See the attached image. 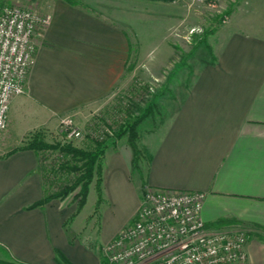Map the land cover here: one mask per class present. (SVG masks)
<instances>
[{
    "label": "crops",
    "instance_id": "1",
    "mask_svg": "<svg viewBox=\"0 0 264 264\" xmlns=\"http://www.w3.org/2000/svg\"><path fill=\"white\" fill-rule=\"evenodd\" d=\"M83 3L55 0L48 9L52 21L38 30L27 90L12 99L0 133V246L31 264H103L101 246L133 221L140 204L133 153L117 148L104 155L99 211L85 212V204L75 214L70 196L34 205L46 194L41 152L24 146L35 132L47 141L59 135L64 114L84 122L126 72L130 41L121 16ZM215 55L188 88L185 77L176 88L171 81L159 114L144 120L151 127L144 181L205 191L207 228L249 229L245 264H264V29L227 34ZM126 197L130 208L118 220Z\"/></svg>",
    "mask_w": 264,
    "mask_h": 264
},
{
    "label": "rangeland",
    "instance_id": "2",
    "mask_svg": "<svg viewBox=\"0 0 264 264\" xmlns=\"http://www.w3.org/2000/svg\"><path fill=\"white\" fill-rule=\"evenodd\" d=\"M1 1L23 5L43 13H49L48 9L55 2V0ZM67 1L76 5L84 4L83 0ZM88 1L94 4L97 10L103 11L107 17L121 16L122 20L118 22L122 21V25L127 30L130 44L126 72L121 83L80 124L85 126L88 133L94 128L105 130V133L99 139L86 135L74 143V146L92 149L96 142H104L107 144L106 151L110 153L117 148L132 152V172L141 176L142 192L146 184L144 173L150 154L149 149L145 147V140L151 129L145 125L144 120L157 112L159 114L161 107L157 101L172 91L168 87L171 81H175L173 87L176 88V82L185 77L188 88V83L195 77L199 68L205 63L214 62L215 51L222 45L227 34L256 27L264 29V0ZM147 111L149 113L144 122L137 125L140 154L136 166L133 163L135 155L128 141V133L122 136L119 134L128 122L132 123ZM153 119L155 123L159 120L158 117ZM106 129L112 132L108 133ZM47 137L51 143H63L61 135L52 134ZM40 158L45 188L50 194L61 192L66 186L73 184L80 173L72 166H81L82 161L76 162L71 156H66L59 150L43 151ZM103 159L104 157L102 158L104 172V165L107 164ZM96 177L95 175V180ZM93 181L85 212L94 207L96 211L98 192ZM79 190L78 186L68 195L70 197H66L78 204L76 193ZM104 192L102 184L103 201L99 208L105 200ZM121 205L122 209L115 213L118 220H124L125 209L130 208L127 197ZM104 244L101 246L103 256ZM6 253V249L0 246V257L5 256Z\"/></svg>",
    "mask_w": 264,
    "mask_h": 264
},
{
    "label": "built area",
    "instance_id": "3",
    "mask_svg": "<svg viewBox=\"0 0 264 264\" xmlns=\"http://www.w3.org/2000/svg\"><path fill=\"white\" fill-rule=\"evenodd\" d=\"M51 21L50 13L0 0V133L7 128L12 99L27 90L38 30ZM58 132L63 143L74 145L86 135L99 139L105 130L88 133L67 113ZM206 195L146 183L133 221L104 244L103 264H245L249 229L209 230L202 214Z\"/></svg>",
    "mask_w": 264,
    "mask_h": 264
},
{
    "label": "trees",
    "instance_id": "4",
    "mask_svg": "<svg viewBox=\"0 0 264 264\" xmlns=\"http://www.w3.org/2000/svg\"><path fill=\"white\" fill-rule=\"evenodd\" d=\"M149 111L144 113L142 116L135 119L132 123L128 122V125L124 127L119 136H122L125 133H128V141L133 148L134 151V159L133 163L137 166L138 157L140 154V149L138 147V131L137 125L142 122ZM107 144L104 142H96L95 147L92 149H85L82 147L74 146L71 143H62L56 142L51 143L45 139V136L41 132H35L27 144L24 146L25 148L34 149L37 152H43L46 150H59L66 156H71L76 162H81V166H72L75 170H79L80 173L77 176L76 180L70 186H66L61 192L50 194L46 191L45 196L36 202L34 205L44 204L53 198H64L68 196L72 191H74L78 186L80 190L76 193V197L78 198L77 211L75 214L80 211L83 206L86 204L87 197L89 194L90 184L96 177V188L98 192V200L96 211L99 208L100 204L103 201L102 194V181H103V165L102 158L105 155ZM72 219L69 218L67 220L70 221ZM7 252V251H6ZM0 264H31L29 262H25L19 260L13 256H11L8 252L5 256L0 257Z\"/></svg>",
    "mask_w": 264,
    "mask_h": 264
}]
</instances>
